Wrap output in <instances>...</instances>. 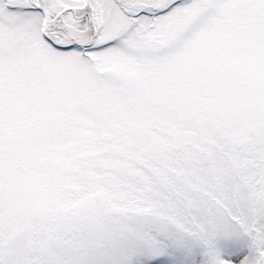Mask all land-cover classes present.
<instances>
[{
  "label": "snow or ice",
  "instance_id": "6c2138e0",
  "mask_svg": "<svg viewBox=\"0 0 264 264\" xmlns=\"http://www.w3.org/2000/svg\"><path fill=\"white\" fill-rule=\"evenodd\" d=\"M0 264H264V0H0Z\"/></svg>",
  "mask_w": 264,
  "mask_h": 264
}]
</instances>
